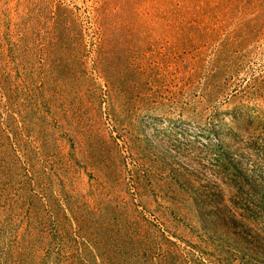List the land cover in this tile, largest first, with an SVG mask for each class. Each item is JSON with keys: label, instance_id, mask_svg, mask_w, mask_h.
Masks as SVG:
<instances>
[{"label": "rangeland", "instance_id": "1", "mask_svg": "<svg viewBox=\"0 0 264 264\" xmlns=\"http://www.w3.org/2000/svg\"><path fill=\"white\" fill-rule=\"evenodd\" d=\"M0 264H264V0H0Z\"/></svg>", "mask_w": 264, "mask_h": 264}]
</instances>
